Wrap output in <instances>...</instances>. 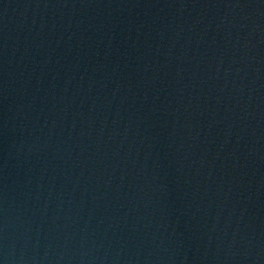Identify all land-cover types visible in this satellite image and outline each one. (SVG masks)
Returning <instances> with one entry per match:
<instances>
[{
	"label": "water",
	"instance_id": "95a60500",
	"mask_svg": "<svg viewBox=\"0 0 264 264\" xmlns=\"http://www.w3.org/2000/svg\"><path fill=\"white\" fill-rule=\"evenodd\" d=\"M0 264H259L186 0H0Z\"/></svg>",
	"mask_w": 264,
	"mask_h": 264
}]
</instances>
